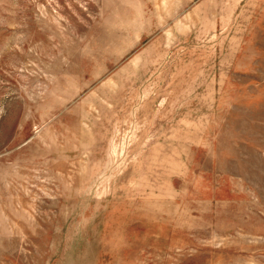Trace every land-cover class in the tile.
I'll list each match as a JSON object with an SVG mask.
<instances>
[{
    "label": "rangeland",
    "instance_id": "rangeland-1",
    "mask_svg": "<svg viewBox=\"0 0 264 264\" xmlns=\"http://www.w3.org/2000/svg\"><path fill=\"white\" fill-rule=\"evenodd\" d=\"M0 264H264V0H0Z\"/></svg>",
    "mask_w": 264,
    "mask_h": 264
}]
</instances>
